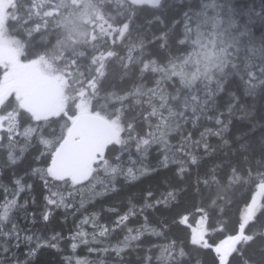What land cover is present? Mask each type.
Masks as SVG:
<instances>
[{
    "label": "trees",
    "instance_id": "16d2710c",
    "mask_svg": "<svg viewBox=\"0 0 264 264\" xmlns=\"http://www.w3.org/2000/svg\"><path fill=\"white\" fill-rule=\"evenodd\" d=\"M58 2L45 0L40 16L33 9L29 20L26 12L33 0H27L19 14L24 19L19 25L9 22L10 34L21 41L29 59L51 53L58 40L71 34L75 43L68 41L57 64L61 68L70 65L65 69L69 79L75 76L82 82L74 83L73 89L82 86L95 110L113 118L120 115L125 144L107 150V172L101 170L84 185L53 189L67 204L57 207L47 204L49 191L33 169H46L50 156L41 155L45 149L39 138L51 139L53 131L59 134V125L38 128L26 140L25 128L37 122L20 112L10 142L9 122L4 120L0 129V205L15 199L16 207L3 222L0 264H219L215 247L239 234L242 212L264 175V0H163L157 8H139L130 23L132 35L126 34L123 42L118 39L115 44L110 37H101L99 29L95 33L98 40L92 41V23L85 20L84 13L91 12L86 5L99 4L122 26L128 21L121 15L120 0H66L67 7L56 16L60 27L53 18L44 17L50 22L45 27L40 18L43 11H53L52 4ZM37 23L39 31L29 35ZM141 39L143 50L137 47L129 59L126 45L138 44ZM200 41L213 46L217 63L208 86L207 110L193 117L194 102L189 100L188 109L184 108L189 89L180 76L167 77L153 72L151 66L142 69L149 62L160 68L172 60L178 72L189 79L200 75L197 68L211 75L212 69L195 60ZM109 51L116 55L109 57ZM101 63L102 75L96 71ZM93 78L95 89L89 83ZM193 88L203 96V84L195 83ZM173 95L179 100H172ZM8 111L11 108L0 107V116H7ZM176 111L186 112L189 118L177 117ZM217 117L223 121V131L207 134L206 130L215 132L221 127ZM128 124L135 129L131 141L127 139ZM149 126L152 135H148ZM201 133H205L203 138ZM144 138L150 144H141L138 150L137 143ZM196 141L203 142L197 145ZM204 142L210 148L206 149ZM9 153L17 157L16 163L10 162ZM166 156L164 166L161 162ZM112 168L117 171L113 173ZM17 179L24 190L15 195ZM53 199L59 201L60 195ZM46 210L47 221L43 219ZM125 214L128 218L117 226ZM86 219L88 223H82ZM13 224L18 231L12 230ZM199 225L207 248L192 243L193 227ZM78 232L84 235L77 236ZM244 235L253 239L239 245V251L228 257V264H264V207L245 225ZM38 241L41 246L37 249ZM33 249L37 250L30 255Z\"/></svg>",
    "mask_w": 264,
    "mask_h": 264
},
{
    "label": "snow or ice",
    "instance_id": "6c2138e0",
    "mask_svg": "<svg viewBox=\"0 0 264 264\" xmlns=\"http://www.w3.org/2000/svg\"><path fill=\"white\" fill-rule=\"evenodd\" d=\"M27 0H0V42L3 47L0 48V107L11 108L8 111L7 116H0V127L3 126V121L7 120L9 133L8 140L12 141V133L16 128V117L20 112L26 114V119L37 122L34 126L29 125L25 128L23 136L25 139H31L34 132L41 127H53V125H59V134L55 131L52 133L51 139H46L43 136L39 138V142L44 146L45 151L41 152V155L50 156V162L47 164L46 169H33V174L39 173L40 179L45 183V188L48 189L49 195L45 197L47 204L55 205L57 207L65 206L64 197L58 191L53 189L62 186L64 189L81 184L83 181L88 180L90 177L95 179L94 174L99 175L101 170L107 172L108 169V157L106 156V150L110 145H124L125 140L122 138V133L125 132V127L121 123L120 115L106 114L100 110H95L92 104V99L86 95V90L81 86L79 89L74 90V83H81L75 76L70 80L66 68L70 67L69 64H65V68H61L57 61L63 59V50L68 48V41L72 40L75 43L74 38L69 34L66 39L58 40L57 47L52 50L51 53H45L39 55L36 58L29 59L25 52V47L19 39L14 38L10 34V21H15L19 25L20 21L24 19L19 15L25 9ZM161 4V0H120L119 7L122 10L121 15L124 20L128 22L122 23L120 21H114L113 17L107 16L104 9L99 4L86 5V8H90L91 12H85L84 17L86 21H91L93 28L92 41H97L98 36L95 34L99 29L101 37H110L115 44L119 39L124 41L126 34L128 37L132 35L130 23L132 17L136 14L137 10L142 7L156 8ZM45 7V0H33L31 6L27 9L26 15L31 20L33 9L36 10V15L40 16V10ZM53 11H43L40 17L43 20L45 27L49 26V21L44 20V17H51L55 21L57 27H60V22L56 19V16L61 15V11L67 7L66 0H59L58 3L52 4ZM107 26V27H105ZM40 24L37 23L35 29L29 30V35L32 31H39ZM82 36L85 34L81 33ZM106 42V41H105ZM84 43L89 44V38L85 36ZM95 47V45H92ZM129 49V59H131V52L139 47L141 50L144 48V41L141 39L137 43H130L126 45ZM72 52H76V48H72ZM83 55V53H80ZM109 57L116 55L114 51L107 53ZM93 64L96 63V58H93ZM75 63V61H73ZM171 65V67H169ZM151 66L153 72H162L167 77L180 76L182 84L186 89H189L187 98L184 100V108L188 109L189 100L193 101L192 116L196 117L197 113L201 116L207 110L206 102L210 99L211 91L209 84L214 79V73L216 69H212L211 75L202 73L200 68L197 71L199 76L193 74L189 79L182 72H178L177 65L169 60L167 65L157 68L152 65V62L144 65V70H147ZM79 67V65H77ZM103 63L96 69L101 75ZM83 75V73H82ZM90 86L95 89V78L89 81ZM195 83L203 84V96L196 94L197 91L193 88ZM159 87V82H157ZM75 91V94H73ZM95 95V92L93 93ZM163 99V92L161 93ZM178 95H173L172 100H179ZM163 106V105H162ZM170 115L171 109H169ZM177 117L188 119L186 112L176 111ZM58 117L59 120H53L52 118ZM163 119V117H161ZM195 125V119L192 120ZM216 123L221 127L215 130H206L207 134L220 135L224 129L223 121L218 117ZM179 127V122H177ZM127 127L131 129L128 132V141L133 140L131 124ZM159 127V126H158ZM148 135H152L151 126H149ZM205 133H201L203 138ZM139 139V138H137ZM203 141H196L199 145ZM145 146L150 144L149 139L144 138L137 143L138 150L140 145ZM206 149L210 148L206 142H204ZM9 160L11 163H16L17 157L9 153ZM193 163H196V157H192ZM164 166L168 163L167 156L165 160L161 162ZM111 171L115 173L116 168H112ZM131 169L129 172L131 173ZM51 178L49 181L48 178ZM135 179L133 175L131 177ZM61 182V185H55L52 182ZM17 187L14 191L15 195H18L20 191L24 190V186L20 180L15 181ZM60 195V200L53 199ZM151 195V193H149ZM172 193H169L171 196ZM257 196L264 197V175L260 177L259 191L252 198V203L249 204L241 216V222L239 224L240 232L235 236H229L223 240L220 245L215 247V252L218 255L219 264H228V257L236 251V245L241 242H247L253 239L250 235H244L245 225L253 219L256 213L260 210L261 205L257 200ZM159 202V201H158ZM167 201H165L166 203ZM151 206V205H148ZM16 207L15 199H6L5 202L0 205V234L3 233V222L9 220L11 211ZM128 218L127 214L120 217L117 221V226L120 222ZM45 221L49 220V212L46 210L43 214ZM184 223V220L180 221ZM82 223H88L86 219ZM79 227V226H78ZM13 231H18L16 225L13 224ZM107 229L100 232L101 236H104ZM11 234V232L7 233ZM83 232H78L77 236H83ZM31 240V237L28 238ZM54 240L59 239L58 236L53 237ZM51 247H55V244L45 241ZM192 243L202 245L203 247H209L208 243L204 240L203 234L199 238L194 234L192 236ZM40 242H37V249L40 247ZM73 249L76 244L73 243ZM37 249H33L30 255H34ZM91 250V249H90ZM119 254L120 249L117 248ZM182 254V253H181ZM77 264H84V262L78 261Z\"/></svg>",
    "mask_w": 264,
    "mask_h": 264
},
{
    "label": "rangeland",
    "instance_id": "374dc122",
    "mask_svg": "<svg viewBox=\"0 0 264 264\" xmlns=\"http://www.w3.org/2000/svg\"><path fill=\"white\" fill-rule=\"evenodd\" d=\"M71 19H72V20H70V21H72L71 25H72V28H74L75 27V20L73 18H71ZM77 19H78V21H77V24H76V29L79 28V24H80V19H79L78 16H77ZM196 46H197V48H196L195 60L197 62H201L202 61L203 66H205L207 70L212 69L214 67V65L217 63V62H215L217 60L216 56L214 55L215 53L212 51L213 50V46L209 45L208 43H206L204 41H200L198 44H196ZM2 47H3V44H2V42H0V48H2ZM0 129H1V127H0ZM258 191H259V188L256 191L255 195L257 194ZM261 198H262L261 196H257V200L259 201L260 204H261ZM251 203H252V201L250 202V204ZM246 208L243 210L242 214L244 213ZM201 233L202 234L204 233L202 225H199L198 227H193V235L195 234L199 238ZM220 243L218 245H220ZM243 243H245V242H241L240 244H237L236 247L238 248V246L243 244ZM216 255H217V253H216ZM217 258H218V255H217ZM218 261H219V259H218Z\"/></svg>",
    "mask_w": 264,
    "mask_h": 264
},
{
    "label": "water",
    "instance_id": "95a60500",
    "mask_svg": "<svg viewBox=\"0 0 264 264\" xmlns=\"http://www.w3.org/2000/svg\"><path fill=\"white\" fill-rule=\"evenodd\" d=\"M162 1H163V0H161V2H162ZM157 7H158V6H157ZM157 7H156V8H157ZM148 8H151V7H148ZM111 146H113V145H110L109 148H110ZM106 152H107V150H106ZM87 181H88V180H85V181H83L81 184H77L76 186L84 185V184L87 183Z\"/></svg>",
    "mask_w": 264,
    "mask_h": 264
}]
</instances>
